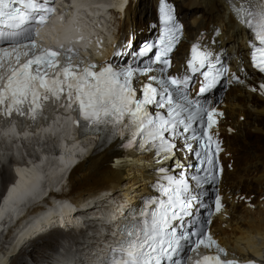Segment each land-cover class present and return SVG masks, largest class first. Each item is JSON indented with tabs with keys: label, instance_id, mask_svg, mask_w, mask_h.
Instances as JSON below:
<instances>
[{
	"label": "snow or ice",
	"instance_id": "6c2138e0",
	"mask_svg": "<svg viewBox=\"0 0 264 264\" xmlns=\"http://www.w3.org/2000/svg\"><path fill=\"white\" fill-rule=\"evenodd\" d=\"M52 3L0 0V67L4 61L16 62L0 88V118H26L35 125L41 119L47 122L53 106L67 103L81 135L99 134L102 141L119 137L128 147L152 153L160 164L149 185L154 194L129 209L119 228L122 239L110 249L104 264H186L188 253L201 247L213 254L195 264H240L222 259L226 250L207 231L212 216L223 207L218 190L214 210L208 203L222 173L219 144L211 130L223 115L209 94L225 77L228 83L244 81L229 74L219 53L198 43L191 47L185 73L168 75L170 54L182 32L168 0H159L158 40L127 53L131 64L108 62L97 70L96 63H89L80 68L83 61L72 63L77 53L71 47L44 48L36 42L38 27L54 11ZM226 3L233 18L254 38L249 40L251 65L264 76V0ZM153 49L154 58L149 55ZM22 56L27 59L22 61ZM114 56L123 60L125 53L116 51ZM48 69L58 70L49 76ZM137 83L139 88L134 86ZM250 90L264 96V82ZM177 152L188 153V160L194 158L195 163L180 161ZM169 160L172 168L165 167Z\"/></svg>",
	"mask_w": 264,
	"mask_h": 264
},
{
	"label": "bare ground",
	"instance_id": "6f19581e",
	"mask_svg": "<svg viewBox=\"0 0 264 264\" xmlns=\"http://www.w3.org/2000/svg\"><path fill=\"white\" fill-rule=\"evenodd\" d=\"M174 1L177 2L179 9L176 13L184 24L185 38L191 36L194 40L200 32H205L211 37L213 32L218 30L215 37L210 40L213 43L215 41L214 48L220 50L222 56L231 63L246 61L248 55L246 43L249 36L233 18L226 0ZM73 2L80 21H84L87 17L94 19L102 17L101 21L112 29V34L117 32L114 36L116 47L110 48L106 54V58L115 64L132 62L130 56H127V53L134 51V48H129V41L136 45L139 41L145 40L147 35L139 33L138 30L145 27L146 21L157 22L159 0H137L136 3L134 0H73ZM187 50L188 45L184 43L179 45L177 50L179 57L175 56L172 62L173 73L184 74L183 65ZM116 51L125 53L123 60L114 56ZM238 93L239 96H236ZM238 93L228 92L230 105L227 112L234 122L239 115L245 116L246 119L243 123H239L235 135L224 139V146L234 159V169L232 172L227 170L224 172L221 188L223 193L242 194L245 193L241 190L242 185H249L250 188L251 185H255L257 196L251 202L253 208L245 204L232 207L234 213L230 220L229 232L221 229L216 223H213L212 231L217 234L220 243L230 251L243 258L264 262V200L257 201V197H264V137L259 138L260 136L249 131L250 128L259 127L260 133L264 135V127L256 124L258 120H264V99L251 96L241 90ZM63 129L65 130V126ZM47 134L38 136L36 143L29 141V146L35 144L38 149L44 146L42 153L46 155V164L39 165L34 170L25 164L26 161L34 163V160L35 162L39 160L34 153H25L26 149H22L20 150L22 154H15L12 150L18 152V148L8 138L3 139L0 144V175H4L6 181H9L13 172H16L20 178L19 188L13 189L16 201L11 202L12 196L10 198L1 196L5 202L0 205V216L4 215L6 220L0 222V235L10 246L6 248L3 245L0 248V264H9L10 257L21 254L24 252L21 249L47 234V226L56 223L58 218L65 229H56L55 232L60 234L64 230L71 232V228H82L77 231L83 238L81 241L72 240V244L63 247L64 250L61 248L63 252L58 250L53 264H95L91 256L92 252L105 245L111 237V228L105 225L106 218L109 216L117 218V205L126 206L136 203L141 195L147 193L144 181L146 164L140 163V157L132 164H125L119 153L115 151V144H111L102 151L89 153L85 150L86 155L81 156V162L71 169L67 177H64L56 157L68 158V156L62 154L60 148H56L59 136L52 138L46 136ZM241 135L242 138L244 137V145L248 146L241 147L238 151L236 150L240 144L238 137ZM237 152L240 155H237ZM32 173L37 175L36 184H40L39 194L34 195V199L30 202L31 206L23 208V216L15 220L19 215L15 214V211L19 209L14 210V208L17 207L19 200L26 198L20 196L19 192L23 194L26 191L29 193L37 191V188L31 185L35 177L26 185L21 182V180L27 181ZM42 181H44L43 185H41ZM51 188L62 191L50 190ZM252 194L254 192H248L247 195ZM63 201L69 204L64 205ZM86 215L89 218L82 220L81 218ZM86 234L90 236L85 238ZM73 247H76L75 250ZM41 257L47 261L52 260L49 256L41 255ZM35 262L44 264L42 260Z\"/></svg>",
	"mask_w": 264,
	"mask_h": 264
},
{
	"label": "rangeland",
	"instance_id": "374dc122",
	"mask_svg": "<svg viewBox=\"0 0 264 264\" xmlns=\"http://www.w3.org/2000/svg\"><path fill=\"white\" fill-rule=\"evenodd\" d=\"M135 1L137 2V0H134V2ZM62 2L65 3L66 0H62ZM170 2L173 3L176 11L179 12V9L177 7V2L174 1V0L173 1H170ZM151 21H153V20H151ZM148 22L149 21H146L145 22V25ZM186 39L192 40V37L190 36L189 38H186ZM184 45H187V44L184 43ZM175 56H176V58L179 57V51L176 52V55ZM256 124H258L259 126H261L263 128L264 127V120L260 119V120H258V122ZM261 124H263V126ZM251 130H253V128H250L249 129L250 133H254V134L260 136L259 138H263L264 137L263 133H260V128L259 127H258V129L254 130V131H251ZM243 138H242V135L238 137L240 144H239V147H237V149L235 148L238 151L241 150L240 149L241 147L248 146V145H244ZM245 141H247V140H245ZM249 143L251 145V141L250 140H249ZM237 155H240V154H238V152H237ZM15 159L18 160L17 158H15ZM13 175L14 174H12V177H10V180L9 181H6L4 175H2V176L0 175V198H1V196H3V192L5 190V186L7 185V183H9L11 181V179L13 178ZM241 178H244V177L241 176ZM14 179H15V175H14ZM65 185L67 186V184H65ZM251 186L252 187L250 188L249 185L248 186L242 185L241 190L243 192H245L244 194H248V192H254V194H252V195H256L257 196V194H256L257 193V187L255 185H251ZM62 187H63V185H62ZM50 190H54V191H58V192H61L62 191V189L55 190L53 188H51ZM48 192L46 193V195L48 194ZM261 197H257V198H261ZM51 199H52V197H51ZM27 217L28 216H25V218H27ZM85 218H89V217H87V215H86L84 218H81V219L84 220ZM56 229H60V228H55L52 231L47 232V234H45L44 236L39 237L35 241H33L31 244H28L29 246H26L23 249H21V250H24V252H22L21 254L20 253L16 254L13 258L10 257L9 264L10 263L11 264H21V261L23 262L22 264H36L35 260H39V261L42 260V262L44 264H53V261L55 260L54 258L56 256L55 253H57L58 250H60L61 252H63L61 248L66 247V245L68 246L69 244H72V242H73L72 240H79V241H81L82 238H83V236H80L79 233H78V231H77L78 229H82V228H78V229L77 228L76 229L71 228L70 229V230H72L71 232H68V230H67V232H66V230H64V231L62 230L64 232V234H63V232L62 233L60 232V234H59V232H55ZM87 236H90V234H86V236H84V237L87 238ZM3 245H5L6 248H8L10 246V244H7L6 243L5 239L2 240V237L0 235V248ZM61 245H62V247H61ZM17 248L14 250L15 253L17 251ZM75 248L76 247H73L74 250H75ZM63 250H64V248H63ZM64 254H66L65 251H64ZM41 255L49 256L52 260L51 261H47L46 259H44L43 257H41ZM59 260H57V261H59Z\"/></svg>",
	"mask_w": 264,
	"mask_h": 264
},
{
	"label": "trees",
	"instance_id": "16d2710c",
	"mask_svg": "<svg viewBox=\"0 0 264 264\" xmlns=\"http://www.w3.org/2000/svg\"><path fill=\"white\" fill-rule=\"evenodd\" d=\"M12 180V179H11Z\"/></svg>",
	"mask_w": 264,
	"mask_h": 264
}]
</instances>
